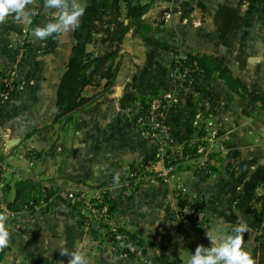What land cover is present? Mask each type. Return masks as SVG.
Returning <instances> with one entry per match:
<instances>
[{"label": "crops", "instance_id": "1", "mask_svg": "<svg viewBox=\"0 0 264 264\" xmlns=\"http://www.w3.org/2000/svg\"><path fill=\"white\" fill-rule=\"evenodd\" d=\"M140 1L150 5L143 18L153 27V38L130 30L111 90L88 86L84 95L93 99L59 122L56 97L75 42L74 29L45 40L35 38L37 26L59 15L44 7L45 0H32L28 7L36 15L29 22L17 23L10 16L0 23V81L11 66L18 80L12 101L16 109L0 112V204L10 230L2 264H68L70 257L62 255L61 246L83 253L90 264H186L198 245L211 246L208 231L216 237L227 235L237 224L249 229L244 241L253 256L256 233L235 209V199L251 172L264 164V107L257 103V110L251 111L224 80L207 79L200 72L180 83L172 65L177 54H225L234 76L264 94V0H245L242 6L246 22L238 43L246 44L254 58L245 70L221 45L216 26L219 6H235L239 0ZM25 43L26 58L20 66L12 65L11 54L27 50ZM89 50L103 51L99 43ZM160 94H170L175 101L167 115L174 127L173 150L184 147L189 154L168 183L150 175L130 178L152 148L128 110ZM219 126V145L200 152ZM24 180L56 191L68 204L72 193L106 187L114 224L142 241L143 255L119 254L102 228L85 229L81 215L54 198L51 211L10 212L6 203L15 199V184ZM176 186L182 187L181 198ZM41 192L44 195L45 188ZM181 201L204 206L206 223L185 220Z\"/></svg>", "mask_w": 264, "mask_h": 264}, {"label": "trees", "instance_id": "2", "mask_svg": "<svg viewBox=\"0 0 264 264\" xmlns=\"http://www.w3.org/2000/svg\"><path fill=\"white\" fill-rule=\"evenodd\" d=\"M244 1L239 0L235 6L220 5L216 20L220 43L234 55L241 70L247 68L250 57L248 46L244 43H238L239 33L246 22V16L242 11ZM83 7L85 11L80 18L79 26L74 29L75 42L58 87L56 122L79 111L93 99V97L84 95L88 86L100 87L103 85L104 92L111 90L120 69L121 57L123 56L121 53L122 46L130 30L133 29L135 34L146 38H153L154 34L153 27L143 18L150 5L143 4L140 0H85ZM95 43L102 45V52L97 53L94 50H89V46ZM26 45L27 43H25L27 50L17 66H20L27 56L29 44ZM19 54L18 51L11 54L12 65H15ZM185 56L186 59H181L183 66L193 67L196 62L202 71L201 73L207 79L219 78L224 80L240 98L251 105V111L257 110V103H261L259 108L264 107V94L250 90L241 78L234 76L225 54L200 56L188 53ZM178 65L179 63L175 60L172 65L173 70ZM12 69L13 66H11L10 71ZM16 83H18L17 73ZM17 92V89L12 92L11 100L8 102H3V98L0 97L1 113H10L16 109L12 101ZM153 158H157V155H153ZM1 162L2 158H0ZM1 174L0 168V182ZM262 184H264V164L258 165L251 172L248 179L243 183L242 191L235 199V209L241 213L248 226L256 233L257 247L254 250L253 258L255 262L259 258L260 264H264V196L261 202L260 198L256 196V191ZM15 188V199L6 203L7 210L15 214L24 212L33 215L39 208L51 211L53 210V198L66 203L64 198L57 195L56 191L43 187L32 180L20 181L15 184ZM42 188H45L44 195L41 192ZM180 204L182 207L187 205L184 201H181ZM68 206L77 212L72 203H69ZM113 209L111 206L112 212ZM120 230L128 234L132 240L139 241L143 247L142 241L136 239L134 234H130L121 228ZM6 253L7 248L0 249V264L3 263ZM122 255L135 257L129 254Z\"/></svg>", "mask_w": 264, "mask_h": 264}, {"label": "built area", "instance_id": "3", "mask_svg": "<svg viewBox=\"0 0 264 264\" xmlns=\"http://www.w3.org/2000/svg\"><path fill=\"white\" fill-rule=\"evenodd\" d=\"M25 51L23 50L18 56L15 66L18 65ZM181 59H186V56L178 54L175 58L179 63L174 70L175 79L178 82L185 83L194 72H202L196 62L193 67L183 66ZM0 87L2 101H10L12 92L17 89L16 68L1 79ZM174 106L175 101L170 94H160L150 97L128 110L138 132L150 142L152 148V154L137 165L130 178L139 180L150 175L168 183L173 179L179 163L189 158L186 148L181 147L174 151L172 147L174 127L167 115L173 111ZM221 130V126L215 129L209 145L201 144L199 151L202 153L213 151L219 145ZM153 155H157V158H153ZM159 164L162 166L157 169ZM181 192L182 187L176 186L175 194L178 198H181ZM256 196L260 198L261 202L263 201L264 184L257 189ZM69 197L81 215L85 229H93L94 226L102 228L106 241L121 254L134 255L135 257L143 255V247L139 241L132 240L128 234L122 232L120 227L114 224V215L106 187L99 185L86 188L75 194H70ZM0 211L3 209L0 208ZM183 215L187 221L203 225L206 223L207 214L203 206L187 204L183 207Z\"/></svg>", "mask_w": 264, "mask_h": 264}, {"label": "clouds", "instance_id": "4", "mask_svg": "<svg viewBox=\"0 0 264 264\" xmlns=\"http://www.w3.org/2000/svg\"><path fill=\"white\" fill-rule=\"evenodd\" d=\"M32 0H0V23L13 17L17 23H27L36 13L29 9ZM46 9H55L59 15L54 22L37 26L33 35L39 40L60 35L79 26L85 8L78 0H45ZM116 179H119L117 175ZM9 217L0 211V249L7 248L10 243ZM249 229L244 224L233 225L227 235L214 236L207 232L211 246L198 245L186 264H255L244 241V234ZM62 255L70 257L68 264H90L87 257L79 251H66L61 246Z\"/></svg>", "mask_w": 264, "mask_h": 264}, {"label": "rangeland", "instance_id": "5", "mask_svg": "<svg viewBox=\"0 0 264 264\" xmlns=\"http://www.w3.org/2000/svg\"><path fill=\"white\" fill-rule=\"evenodd\" d=\"M84 1H85V0H78V2H79L80 4H82V5H83ZM97 46H98V44L96 45V48H98ZM1 206H2V205L0 204V208H1ZM203 208L206 209L204 206H203ZM1 209H2V208H1Z\"/></svg>", "mask_w": 264, "mask_h": 264}, {"label": "water", "instance_id": "6", "mask_svg": "<svg viewBox=\"0 0 264 264\" xmlns=\"http://www.w3.org/2000/svg\"><path fill=\"white\" fill-rule=\"evenodd\" d=\"M253 59H254L253 57H250V58H249V61H250V62H253ZM94 229H96V227H94Z\"/></svg>", "mask_w": 264, "mask_h": 264}]
</instances>
